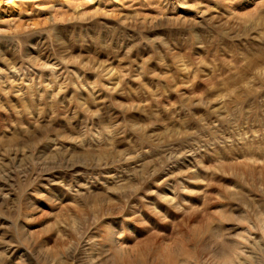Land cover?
Masks as SVG:
<instances>
[{"label":"rangeland","instance_id":"obj_1","mask_svg":"<svg viewBox=\"0 0 264 264\" xmlns=\"http://www.w3.org/2000/svg\"><path fill=\"white\" fill-rule=\"evenodd\" d=\"M0 264H264V0H0Z\"/></svg>","mask_w":264,"mask_h":264}]
</instances>
